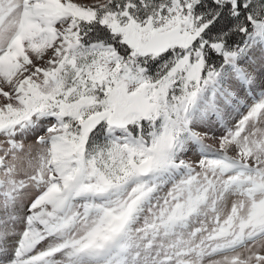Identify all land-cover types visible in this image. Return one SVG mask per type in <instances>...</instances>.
<instances>
[{
  "label": "snow or ice",
  "instance_id": "6c2138e0",
  "mask_svg": "<svg viewBox=\"0 0 264 264\" xmlns=\"http://www.w3.org/2000/svg\"><path fill=\"white\" fill-rule=\"evenodd\" d=\"M0 264H264V0H0Z\"/></svg>",
  "mask_w": 264,
  "mask_h": 264
}]
</instances>
